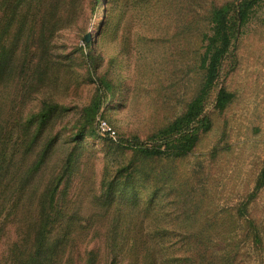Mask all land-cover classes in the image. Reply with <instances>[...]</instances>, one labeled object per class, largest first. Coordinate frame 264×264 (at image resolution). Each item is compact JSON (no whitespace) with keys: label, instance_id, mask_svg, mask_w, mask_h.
<instances>
[{"label":"rangeland","instance_id":"obj_1","mask_svg":"<svg viewBox=\"0 0 264 264\" xmlns=\"http://www.w3.org/2000/svg\"><path fill=\"white\" fill-rule=\"evenodd\" d=\"M234 1L242 0H99L94 8L86 0L83 17L57 34V60L42 64L50 78L36 90L0 87L14 169L29 164L26 147L14 145L21 125L46 105L59 106L49 121L60 144L51 166L74 152L55 203L65 216L53 236L70 232L55 264H264V2L238 24L202 113L186 128L198 137L193 149L142 154L186 138L183 129L175 138L162 132L204 85L211 10ZM221 89L234 96L225 110L215 107ZM103 122L112 133L100 130ZM6 230L3 263L18 241L13 219Z\"/></svg>","mask_w":264,"mask_h":264},{"label":"trees","instance_id":"obj_2","mask_svg":"<svg viewBox=\"0 0 264 264\" xmlns=\"http://www.w3.org/2000/svg\"><path fill=\"white\" fill-rule=\"evenodd\" d=\"M98 2L99 0H93V8ZM263 2L264 0H242L237 4L234 1L211 10V31L203 36L205 51L200 60V68L204 71V85L189 104L187 112L164 130L163 135H173L175 138L176 133L182 134L198 119L206 96L215 85L224 62L231 53L238 24L246 25L254 7ZM85 7L86 0H0V10L6 15L0 27L1 89L8 85L17 90L21 87L27 91L39 89L40 82L50 78L49 70L45 68L46 73L42 64L55 61L58 57L53 52L59 40L57 34L83 17ZM8 26V30L15 28L11 45L4 42ZM92 42L85 38V48L89 50ZM233 98V94L221 89L215 100V107L225 110ZM58 108L55 104L46 105L42 112L29 115L21 125L20 140L14 145L17 148L26 147L24 155L29 159V164L18 169H14L12 162H7L5 158L8 140L4 136L10 139L14 130L10 131L4 124L0 112V239L7 231L10 219L17 225L18 238L6 263L0 261V264H49L53 259L55 264L57 257H64L63 251L70 232L61 234V237L53 236L56 217L65 216L60 210L57 211L55 203L61 183L66 177L70 178L74 152L62 164L57 162L51 166L53 156L60 151V144L56 142V136L51 135V125L54 122L49 121L57 114ZM188 132L186 131V138L169 139L166 152L160 149L162 146H158L156 150L143 149L142 154L147 158L164 154H186L198 140L196 135ZM80 137L81 134L76 135V138ZM134 146L140 148L139 142H135ZM47 173L48 179L45 178ZM260 177L261 185H264V170ZM137 247L140 249V244Z\"/></svg>","mask_w":264,"mask_h":264},{"label":"built area","instance_id":"obj_3","mask_svg":"<svg viewBox=\"0 0 264 264\" xmlns=\"http://www.w3.org/2000/svg\"><path fill=\"white\" fill-rule=\"evenodd\" d=\"M100 130L103 132V133H107V134H109V133H112L111 132V129L107 126V124L106 123H102L101 124V126H100Z\"/></svg>","mask_w":264,"mask_h":264},{"label":"water","instance_id":"obj_4","mask_svg":"<svg viewBox=\"0 0 264 264\" xmlns=\"http://www.w3.org/2000/svg\"><path fill=\"white\" fill-rule=\"evenodd\" d=\"M91 39V36H87L86 40L89 41Z\"/></svg>","mask_w":264,"mask_h":264}]
</instances>
